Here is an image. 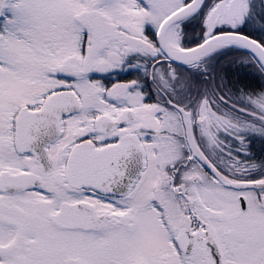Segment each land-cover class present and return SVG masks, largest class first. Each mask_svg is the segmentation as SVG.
Masks as SVG:
<instances>
[{"label":"snow or ice","instance_id":"6c2138e0","mask_svg":"<svg viewBox=\"0 0 264 264\" xmlns=\"http://www.w3.org/2000/svg\"><path fill=\"white\" fill-rule=\"evenodd\" d=\"M0 264H264V0H0Z\"/></svg>","mask_w":264,"mask_h":264},{"label":"flooded vegetation","instance_id":"af4514ba","mask_svg":"<svg viewBox=\"0 0 264 264\" xmlns=\"http://www.w3.org/2000/svg\"><path fill=\"white\" fill-rule=\"evenodd\" d=\"M257 148H259V144H257Z\"/></svg>","mask_w":264,"mask_h":264},{"label":"trees","instance_id":"16d2710c","mask_svg":"<svg viewBox=\"0 0 264 264\" xmlns=\"http://www.w3.org/2000/svg\"><path fill=\"white\" fill-rule=\"evenodd\" d=\"M234 79H236V77H233Z\"/></svg>","mask_w":264,"mask_h":264}]
</instances>
